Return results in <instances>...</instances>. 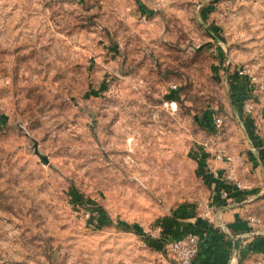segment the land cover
<instances>
[{
	"label": "rangeland",
	"instance_id": "374dc122",
	"mask_svg": "<svg viewBox=\"0 0 264 264\" xmlns=\"http://www.w3.org/2000/svg\"><path fill=\"white\" fill-rule=\"evenodd\" d=\"M243 67L264 78V0H0V264H175L164 228L208 205L215 153L264 228Z\"/></svg>",
	"mask_w": 264,
	"mask_h": 264
},
{
	"label": "crops",
	"instance_id": "0c3cea01",
	"mask_svg": "<svg viewBox=\"0 0 264 264\" xmlns=\"http://www.w3.org/2000/svg\"><path fill=\"white\" fill-rule=\"evenodd\" d=\"M245 132L250 146L257 149L262 140L250 136V131ZM256 149V155L252 152L249 155L250 164L264 167ZM206 160L209 161L202 160L204 167ZM215 164L224 178L212 182L208 205L179 211L178 217L164 228L168 241L188 233L198 235L202 242L192 264H264V228L257 229L249 221L261 194L256 195V189H231V184L236 180L235 169L231 176L225 165ZM223 187L231 189L228 197L220 196L219 190ZM235 240H239L237 249L234 248Z\"/></svg>",
	"mask_w": 264,
	"mask_h": 264
},
{
	"label": "built area",
	"instance_id": "2783aa9c",
	"mask_svg": "<svg viewBox=\"0 0 264 264\" xmlns=\"http://www.w3.org/2000/svg\"><path fill=\"white\" fill-rule=\"evenodd\" d=\"M236 76L242 80H245L248 85L254 86L255 89H258L260 91H264V78L257 77L253 70L249 67H243L237 70ZM242 109L245 115H250L253 112L254 104L251 100H247L242 104ZM222 119L219 117H212V126L215 129H220L222 127ZM263 154H264V141L261 142L260 145ZM225 158L228 162L231 161V157H223L221 154H214L213 158L206 163V167L204 169L206 170V173L210 180L213 182L218 181L224 177H222V174L217 169L213 168L211 165V162H218L223 161ZM231 189L241 190V191H247L249 190V187H246L244 185H241V183L235 181L231 184ZM229 188L223 187L219 190L220 196L223 198L228 197L230 195ZM202 242V239L192 233H188L185 236L173 239V240H167L166 242V250L170 254L171 258L173 259L175 264H192L193 261L196 259L200 243Z\"/></svg>",
	"mask_w": 264,
	"mask_h": 264
},
{
	"label": "trees",
	"instance_id": "16d2710c",
	"mask_svg": "<svg viewBox=\"0 0 264 264\" xmlns=\"http://www.w3.org/2000/svg\"><path fill=\"white\" fill-rule=\"evenodd\" d=\"M212 112L211 111H209L208 113H206V116H205V122H206V126H205V128L208 130H210V131H212L213 130V128H212ZM247 131H250L249 129L247 130ZM264 154L261 152V151H259L258 152V157H259V159H261L262 161H263V156ZM208 180H210V179H208ZM206 181H207V179H206ZM127 230V229H126ZM130 230V229H129ZM133 232H135V231H133ZM146 241V240H145Z\"/></svg>",
	"mask_w": 264,
	"mask_h": 264
},
{
	"label": "water",
	"instance_id": "95a60500",
	"mask_svg": "<svg viewBox=\"0 0 264 264\" xmlns=\"http://www.w3.org/2000/svg\"><path fill=\"white\" fill-rule=\"evenodd\" d=\"M35 153L38 155V152L37 150L35 149ZM40 159L43 163H47V159L45 156H40ZM238 243H239V240H235V245H234V248L237 249L238 248Z\"/></svg>",
	"mask_w": 264,
	"mask_h": 264
}]
</instances>
